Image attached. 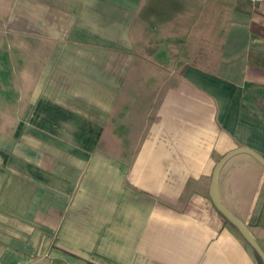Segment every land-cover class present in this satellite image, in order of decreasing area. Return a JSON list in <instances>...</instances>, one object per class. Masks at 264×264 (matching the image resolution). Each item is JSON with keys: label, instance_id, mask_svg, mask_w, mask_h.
Masks as SVG:
<instances>
[{"label": "crops", "instance_id": "crops-1", "mask_svg": "<svg viewBox=\"0 0 264 264\" xmlns=\"http://www.w3.org/2000/svg\"><path fill=\"white\" fill-rule=\"evenodd\" d=\"M0 117V264H259L260 4L0 0Z\"/></svg>", "mask_w": 264, "mask_h": 264}, {"label": "water", "instance_id": "water-1", "mask_svg": "<svg viewBox=\"0 0 264 264\" xmlns=\"http://www.w3.org/2000/svg\"><path fill=\"white\" fill-rule=\"evenodd\" d=\"M242 154H247L252 156L258 163H260L264 167V157H262L260 154H258L253 150L246 148H238L232 152H229L218 162V164L215 167L212 176L210 195L218 211L223 215V217L226 220H228L234 227L237 228V230L242 235V237L247 241V243H249V245L257 252V254L260 256L264 264V251L257 243V241L255 240L249 229L226 208V206L221 201L218 192V179L222 169L232 158Z\"/></svg>", "mask_w": 264, "mask_h": 264}, {"label": "trees", "instance_id": "trees-1", "mask_svg": "<svg viewBox=\"0 0 264 264\" xmlns=\"http://www.w3.org/2000/svg\"><path fill=\"white\" fill-rule=\"evenodd\" d=\"M221 214V213H220ZM222 215V214H221ZM222 217H223V215H222ZM223 219L225 220V222L228 224V225H230V226H232L237 232H239L238 230H237V228L236 227H234L228 220H226L224 217H223ZM247 242V241H246ZM249 244V243H248ZM250 246V245H249ZM251 247V246H250ZM252 248V247H251ZM253 249V248H252ZM253 251H254V253L256 254V257H257V259H258V262H259V264H263V261H262V259L260 258V256L257 254V252L253 249Z\"/></svg>", "mask_w": 264, "mask_h": 264}, {"label": "built area", "instance_id": "built-area-1", "mask_svg": "<svg viewBox=\"0 0 264 264\" xmlns=\"http://www.w3.org/2000/svg\"><path fill=\"white\" fill-rule=\"evenodd\" d=\"M251 2L260 4L262 6V9L264 11V0H250Z\"/></svg>", "mask_w": 264, "mask_h": 264}, {"label": "rangeland", "instance_id": "rangeland-1", "mask_svg": "<svg viewBox=\"0 0 264 264\" xmlns=\"http://www.w3.org/2000/svg\"><path fill=\"white\" fill-rule=\"evenodd\" d=\"M8 103H9V102H6V103L4 102V106L7 105ZM4 110H5V109H4ZM0 119H2V118L0 117ZM253 162H254V164H255L256 166H258V167L261 169V167H260V165H258V163H256L255 161H253ZM261 170H262V169H261Z\"/></svg>", "mask_w": 264, "mask_h": 264}]
</instances>
